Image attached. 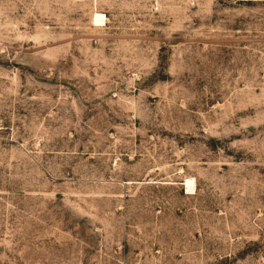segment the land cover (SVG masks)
<instances>
[{
	"label": "rangeland",
	"instance_id": "rangeland-1",
	"mask_svg": "<svg viewBox=\"0 0 264 264\" xmlns=\"http://www.w3.org/2000/svg\"><path fill=\"white\" fill-rule=\"evenodd\" d=\"M0 264H264V0H0Z\"/></svg>",
	"mask_w": 264,
	"mask_h": 264
}]
</instances>
